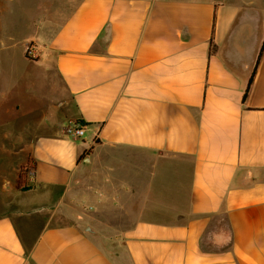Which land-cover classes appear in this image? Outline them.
Here are the masks:
<instances>
[{"label":"crops","instance_id":"1","mask_svg":"<svg viewBox=\"0 0 264 264\" xmlns=\"http://www.w3.org/2000/svg\"><path fill=\"white\" fill-rule=\"evenodd\" d=\"M43 5L39 57L0 74L44 86L15 105L43 132L27 188L7 182L0 264H264V0Z\"/></svg>","mask_w":264,"mask_h":264},{"label":"rangeland","instance_id":"2","mask_svg":"<svg viewBox=\"0 0 264 264\" xmlns=\"http://www.w3.org/2000/svg\"><path fill=\"white\" fill-rule=\"evenodd\" d=\"M45 1L13 0L10 2V13L2 16L5 23L1 25L3 28L0 29V35L7 38L13 46L5 51L0 47V74L3 72L29 71L23 58V50L26 55L25 48L29 42L23 43L22 41L32 35L28 24L30 17L41 19L45 16L43 12ZM26 10L28 13L30 12L29 15L25 13ZM34 43L37 44V42ZM35 93H44V86L38 84L36 80L18 79L12 75L0 80V206L8 199L7 182L16 185L17 174L14 175L12 170L18 167L17 164L23 158L21 150L31 144L34 135L43 132L37 127L35 117H23L22 113L19 114L15 110L16 103L23 100L22 102L27 107L22 112L25 114L33 113V110H30L33 104V98L30 95ZM28 183L32 185L31 188L37 185L31 180ZM48 183L49 180L46 178L42 179L41 182L39 181L42 187L47 186ZM54 194L56 197L58 192L55 191ZM19 196L17 200L21 201L26 199L28 194L20 192Z\"/></svg>","mask_w":264,"mask_h":264},{"label":"built area","instance_id":"3","mask_svg":"<svg viewBox=\"0 0 264 264\" xmlns=\"http://www.w3.org/2000/svg\"><path fill=\"white\" fill-rule=\"evenodd\" d=\"M38 50L37 44L30 42L25 48L26 56L31 60H36L39 57ZM66 130L73 138L77 139L85 134V124L80 120H72L66 126Z\"/></svg>","mask_w":264,"mask_h":264},{"label":"trees","instance_id":"4","mask_svg":"<svg viewBox=\"0 0 264 264\" xmlns=\"http://www.w3.org/2000/svg\"><path fill=\"white\" fill-rule=\"evenodd\" d=\"M263 51H264V42H263L261 49H260L259 58L261 57ZM256 68H257V65L255 66L253 73H252V76L249 80L247 89H246L245 94H244V99H246V97L248 95V92H249L251 83L253 81V77H254V73L256 71ZM34 167H35V164L33 162H31L30 160H28L26 163L21 164L19 171L17 173V178H16V187L17 188H20V189H26L27 188V177H28V174L30 173V171L32 169H34Z\"/></svg>","mask_w":264,"mask_h":264}]
</instances>
